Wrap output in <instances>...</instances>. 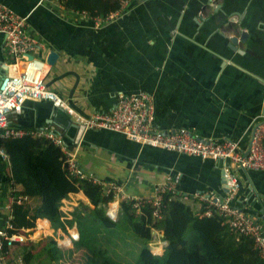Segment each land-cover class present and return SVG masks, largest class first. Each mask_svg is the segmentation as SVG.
<instances>
[{"label": "crops", "instance_id": "1", "mask_svg": "<svg viewBox=\"0 0 264 264\" xmlns=\"http://www.w3.org/2000/svg\"><path fill=\"white\" fill-rule=\"evenodd\" d=\"M0 3L28 18L29 36L45 47L37 53L38 60L45 62L50 51L59 54L55 67L46 64L45 83L67 104L72 103L83 117L115 110L122 94L146 93L154 102V125L158 131L189 129L200 137L217 142L231 140L238 142L243 151L249 149L264 104V33H257L245 56L229 52V61L216 51L223 38L219 27L215 29L208 23L212 10L202 12L204 19H200V0H130L122 13L100 26L56 0L43 4L39 0ZM227 4L231 13L245 12L243 27L258 30L256 18L264 15V0H227ZM3 40L0 35V56L8 64L11 58L6 56ZM24 68L20 64L13 73L12 67L8 75ZM42 113L33 108L12 112L8 124L27 131L43 128L56 135H60L59 131L65 133L58 123L49 124L52 117L48 119ZM100 142L105 143L102 138ZM64 145L72 154L76 152V162L88 180L122 185L132 197H151L155 186L171 177L178 180L175 196L198 214L204 211L201 216H210L212 209L200 201V196L223 195L219 185L220 161L179 154L169 159L168 169L151 164L144 154L133 166L128 157L112 151L110 145ZM262 145L264 148V140ZM0 162L9 164V159L0 158ZM234 171L241 182L237 204L257 213L254 216L245 212L264 224V171L240 167ZM11 195L12 188L0 166V229L5 230L10 222L21 235L28 234L32 240L54 235L47 220L11 218ZM79 202L91 206L81 192L70 194L61 208L75 229L78 228L72 213ZM209 211L211 214H207ZM59 235L64 234L58 231ZM158 236L163 237L160 233ZM3 262L0 254V264Z\"/></svg>", "mask_w": 264, "mask_h": 264}, {"label": "trees", "instance_id": "2", "mask_svg": "<svg viewBox=\"0 0 264 264\" xmlns=\"http://www.w3.org/2000/svg\"><path fill=\"white\" fill-rule=\"evenodd\" d=\"M66 9L107 18L117 13L124 0H56ZM0 149L9 157L1 163L12 188L11 218L47 220L53 236L20 243L2 238L3 264H171L174 251L198 260V264H264L254 240L233 234L224 219L213 212L201 216L180 197L166 194L158 217L154 208L144 204L139 212L129 200L120 202L117 221L109 219L106 209L114 199L100 184L74 178L67 168L61 147L45 138H0ZM104 182H111L105 180ZM83 193L91 206L79 202L72 215L79 238L67 251L58 246L57 232L68 235L66 214L61 209L70 194ZM20 198H26L20 202ZM37 201L38 204L34 205ZM7 228L8 237L20 234ZM154 231L162 233L167 243L163 255L150 248Z\"/></svg>", "mask_w": 264, "mask_h": 264}, {"label": "built area", "instance_id": "3", "mask_svg": "<svg viewBox=\"0 0 264 264\" xmlns=\"http://www.w3.org/2000/svg\"><path fill=\"white\" fill-rule=\"evenodd\" d=\"M50 0H39L40 4ZM130 0H124L121 9L107 18L91 17L87 13H81L84 18L95 20L98 26L109 22L113 17L122 13L129 5ZM28 18L20 16L13 10L0 3V35L4 38L3 46L6 49L7 57L11 58L8 63L9 72L13 73L15 67L24 64L22 72L8 75V82L4 89L0 90V138L18 139L24 137L45 138L56 146L63 149L66 154L67 168L70 175L74 178L88 179L83 170L76 162L75 154L68 151L62 138L51 130L27 131L24 129L12 128L8 124V116L12 112H21V107L26 101L48 102L55 108L63 109L68 113L78 125L85 126L86 129L109 130L124 134L128 139L142 145H149L180 154L197 157L204 161H225L230 160V167L226 168V174L234 171V168H243L248 171H264V122L255 124V130L247 151L240 148L238 142L224 140L221 142L209 140L203 141L199 135L189 129H178L175 132L163 133L158 131L154 125L155 107L152 97L146 93L119 96L118 106L115 110L108 113H97L90 118H85L69 104H67L55 91L48 88L44 80L46 63L36 58L37 53L45 49L44 45L29 36ZM30 56L33 60H30ZM0 158L8 161L9 157L4 150H0ZM94 183L104 187L107 193H112L114 199L106 209L109 219L117 221L120 215V202L122 200L132 201L134 208L139 212L144 204H150L154 208L153 216L159 218L162 199L166 194L176 195L178 180L168 178L165 182L159 183L154 188L151 197H132L127 194L122 185L116 183L94 180ZM231 193L226 198L217 195L200 196V201L204 202L208 209H212L224 219V223L235 235L250 237L254 240L261 256L264 258V224L260 218L248 216L241 209L232 205V201L240 189L236 178L230 177L229 182ZM26 198H20V202ZM67 211V210H66ZM68 212V211H67ZM65 213V212H64ZM207 214H211L209 211ZM212 215V214H211ZM67 220L66 218L64 219ZM6 227L13 229L10 222ZM68 225L69 236L59 235L58 246L62 250H69L74 247V242L79 238L78 229ZM69 232V230H71ZM2 238L9 241H22L20 235L8 237L4 229H0V251L2 250ZM63 239V240H62ZM161 241V240H160ZM164 243H160V248H152L155 255L156 250L163 252ZM72 244V245H71Z\"/></svg>", "mask_w": 264, "mask_h": 264}, {"label": "water", "instance_id": "4", "mask_svg": "<svg viewBox=\"0 0 264 264\" xmlns=\"http://www.w3.org/2000/svg\"><path fill=\"white\" fill-rule=\"evenodd\" d=\"M200 1L201 6L198 14L201 20L204 19L203 14H201L202 12L207 10H212L213 12V15H211V17L209 18L208 23L214 26L215 29L216 26H218L220 30L219 32L223 38V41H220L219 43V49L216 50L215 47L214 49L224 59L231 61L232 56L228 55L229 52L245 56L248 50H251L252 48L253 39L257 37L259 33H264V15L261 14L256 18V20L258 21V30L254 32L249 28L243 27L241 20H244L246 18L244 16L245 12L239 11L237 13H231L228 10L227 0H220L219 3H212V0ZM223 22L225 23L222 24ZM59 58L60 56L58 53H56L55 51H50L47 55L45 63L51 67H55L58 63ZM30 60H33L32 56H30ZM6 63L7 61H5V59L0 56V90L5 88L9 80V65ZM69 104L72 109L80 113L72 103ZM26 108H33L38 111L42 110V114H44L46 118L48 117L49 119L50 117H52V120H49V124L58 123L59 125H61V127L66 131L65 133L59 131L60 135L58 134V136L63 138V141L66 145L72 143L81 145H89L90 143L94 145L99 144L102 146L110 145V149L112 151L128 157L126 159L129 160L133 166L139 164L137 163V159L146 154L151 164L161 165L162 167L169 169V159L180 154L178 152L168 151L165 149L155 148L149 145H142L140 143L133 142L121 133H116L109 130L97 131L93 129H86L85 126L74 123L73 118L63 109L55 108L51 103L48 102L26 101L21 107V112H23ZM260 115V119L263 120V123L264 104ZM257 124H261V121H258ZM254 130L255 125L253 131ZM175 131L176 130H174L173 132ZM100 138L104 139L106 144L100 142ZM200 138L206 143L211 140L204 135H201ZM230 164V160L228 159L225 161H220V163L218 164L220 170L219 185L221 186L220 193L223 194L222 198L228 197L231 193V188L229 185L230 177L236 178L235 171L229 173V176H227L226 174V168H229ZM166 172L169 174V171ZM236 180L241 188L240 180L238 178H236ZM240 192V190L237 191L232 201V205L241 209L243 212L257 216V213L248 212L246 211L247 209L245 207L237 204L236 198L239 196Z\"/></svg>", "mask_w": 264, "mask_h": 264}, {"label": "rangeland", "instance_id": "5", "mask_svg": "<svg viewBox=\"0 0 264 264\" xmlns=\"http://www.w3.org/2000/svg\"><path fill=\"white\" fill-rule=\"evenodd\" d=\"M72 228H74V227H72ZM159 233L162 235L161 232L154 231V234L153 235L156 236L157 238L154 237L152 243L150 244V248H151V246H153L155 249L156 248H160L159 242L160 243H163V241H160V239L162 240V237L160 238L158 236ZM20 236L23 238V240L22 241H18V242L23 243V244L28 243L29 241H39V240H41L39 238H36L35 239V237L33 238L34 240H32V238H30L28 236V234H25V233H23L22 235L20 234ZM67 236H69V233H68ZM158 238H160V239H158ZM162 248H163V250H162L163 252H161L160 255H163L165 253V251L167 250V244L164 243V246ZM65 251H67V250H65ZM151 251H152V248H151ZM170 261H171V264H198V260L196 258L187 256L185 254L184 255H179L178 253H176V251H174L172 253V256H171ZM18 263L21 264L20 263V260H18ZM76 264H82V263L81 262H77Z\"/></svg>", "mask_w": 264, "mask_h": 264}, {"label": "bare ground", "instance_id": "6", "mask_svg": "<svg viewBox=\"0 0 264 264\" xmlns=\"http://www.w3.org/2000/svg\"><path fill=\"white\" fill-rule=\"evenodd\" d=\"M156 253H157V254H160V253H161V250H157Z\"/></svg>", "mask_w": 264, "mask_h": 264}]
</instances>
